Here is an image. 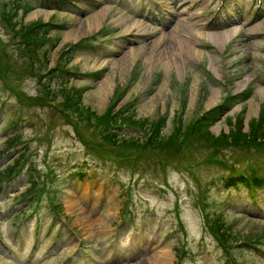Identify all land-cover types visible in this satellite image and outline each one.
<instances>
[{
	"label": "rangeland",
	"instance_id": "rangeland-1",
	"mask_svg": "<svg viewBox=\"0 0 264 264\" xmlns=\"http://www.w3.org/2000/svg\"><path fill=\"white\" fill-rule=\"evenodd\" d=\"M163 1L170 5L166 27L152 26L137 14L136 6L117 7L114 0L89 2L85 9L68 3L49 8L40 0H20L13 19L49 25L48 39L34 56L28 48H18L25 42L4 25L1 12L8 0H0V171L24 148L26 159L12 181L0 178V228L8 231L20 211L38 206L47 230L53 225L55 205L73 234L63 229L67 244L47 253L46 241L31 262L8 256L0 246V262L55 263L83 239L90 245L94 264H157L154 255L163 248L172 253L169 264H176L175 248L183 242L189 253L184 264H189V257L196 264H264L259 250L244 246L233 248L231 259L205 228L207 215L222 212L236 235L230 242L258 236L253 244L264 243L262 189L254 199L245 185L225 184L232 175L264 173V146L222 147L213 155L217 147L192 138L174 153V148L163 145H120L103 136L109 127L102 125L103 116L117 97L114 111L117 122L124 123L119 135H133L140 143L155 135V128L149 129L155 119L164 122L160 135L167 137L177 115L186 125L225 102V113L211 126L219 134L231 127L227 115L237 121L243 112L247 129L249 120L264 110V15L253 19V4L245 3L246 16H236L232 26L207 29L209 16L191 19L192 0ZM102 27L107 31L99 34L102 37L125 30H147L152 37L99 44L101 37L92 35ZM225 32L235 33L225 41L215 37ZM82 38L94 47L70 54L69 45ZM107 78L111 92L106 100H99L100 84ZM68 91L72 100L67 99ZM133 109L138 117L148 119L146 124L127 125L124 115ZM16 121L17 126L10 125ZM20 128L23 141L5 148L7 138ZM30 167L40 195L35 201L24 199L28 192L23 194ZM132 211L145 230L134 233L123 225L117 238L116 223Z\"/></svg>",
	"mask_w": 264,
	"mask_h": 264
},
{
	"label": "trees",
	"instance_id": "trees-1",
	"mask_svg": "<svg viewBox=\"0 0 264 264\" xmlns=\"http://www.w3.org/2000/svg\"><path fill=\"white\" fill-rule=\"evenodd\" d=\"M41 1L49 4L48 6L52 7H63V5L67 3L66 0ZM19 2L20 1L7 2V4H10V6L15 9L11 11V9H8L6 7V4L5 9L1 12V19L4 22V25H7L12 31L16 32V35L20 37V41L25 42L24 44L18 43V48H28L27 50L32 52V55L36 56V54L41 49L42 44L45 43L44 40L48 39L47 34L49 32V29L46 27H48L49 25L44 21H33L32 23L30 22L29 24H26L13 19L14 16L18 13L17 9H19ZM42 28L45 29L42 30ZM44 53L46 54V52ZM73 97L74 96L71 95V92L68 91L67 99L72 100ZM67 103L69 107H74L68 101ZM78 103H81V101H79ZM225 106L226 104L225 102H223L216 105L215 107L205 110L196 121L193 122L192 119L186 125H183L182 118L177 115L175 118V124L173 125V131L167 137L160 135L161 129H159V127L160 124H163L164 122L160 123L159 119H155L152 122V125L149 127V129L155 128V135L152 134L151 136H149V138L146 139L145 142L140 143L137 138L136 140L134 139L135 136H121L119 135L120 129L116 131L118 123L121 124L122 122H117L119 118H117V114H115L116 112L114 111V104L106 111L105 115L103 116L105 120H102V125L105 124L109 126L107 132H104L103 136L111 143H119L120 145L140 144L142 146H146L147 143L148 145L152 144L155 146L163 145V147L174 148V153L176 152V150H180L182 146L191 143L192 138H194V141H196L198 144L204 143L207 146H215L217 148L229 146L234 147L247 144L264 146V110H262L259 116L249 120L247 129H245L244 114L243 112H241L237 116V121H233V117L231 115L226 116L227 122L231 125L228 132L222 131L219 134H216L211 130V126L213 125V123L225 113ZM124 119L129 126L146 124V122L148 121V119L138 117L135 113V109H133V111L131 112H126L124 115ZM22 141L23 130L20 128L7 138V140L5 141V148L17 147V144ZM24 155L25 148L22 149L21 155L15 158L12 164L0 171V176H4V178L13 176L17 170V167L21 166L22 160L25 158ZM32 170L33 168L30 169V171ZM32 174L33 172H31V175ZM240 182L253 189L263 187L264 173L253 171L250 175L242 173L241 175H232L228 179H226V184L228 185H235ZM36 184V181L32 180L31 184L27 187L23 194L28 192V196L33 195L34 193L32 192L35 191ZM205 222L207 227L217 233L220 240L222 241H229L236 237V235H234L230 231V223L227 221L222 212H215L211 216L207 215ZM175 251L177 255H179V247L176 248Z\"/></svg>",
	"mask_w": 264,
	"mask_h": 264
},
{
	"label": "bare ground",
	"instance_id": "bare-ground-1",
	"mask_svg": "<svg viewBox=\"0 0 264 264\" xmlns=\"http://www.w3.org/2000/svg\"><path fill=\"white\" fill-rule=\"evenodd\" d=\"M102 12H104V10H101ZM94 20V21H93ZM93 22H95V19H92ZM97 23V22H96ZM95 27V26H94ZM235 33V32H233ZM232 32H225L223 34H219L217 36H215L216 38H218L219 40H223L225 41L227 38H229V36H231L233 34ZM134 42V41H133ZM159 42V41H158ZM134 53V51L132 52ZM178 53V52H176ZM124 66V65H123ZM244 84H241L240 86H243ZM111 92V84L109 82V78L105 79L99 87V91H98V98L99 100H106L108 95ZM215 96V97H214ZM213 97L214 100L216 98L215 92L213 93ZM212 101V100H211ZM214 103V101H213ZM172 253L170 252L169 249L163 248L162 250H160L157 254L154 255V260L157 264H169L170 259H171Z\"/></svg>",
	"mask_w": 264,
	"mask_h": 264
}]
</instances>
